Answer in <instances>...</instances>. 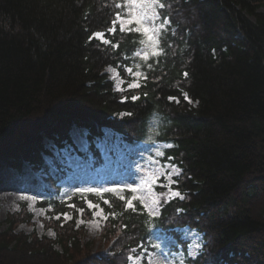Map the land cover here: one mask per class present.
Segmentation results:
<instances>
[{"label": "trees", "instance_id": "trees-1", "mask_svg": "<svg viewBox=\"0 0 264 264\" xmlns=\"http://www.w3.org/2000/svg\"><path fill=\"white\" fill-rule=\"evenodd\" d=\"M159 2L165 8L157 9V24L164 17L171 23L160 33L159 55L144 61L135 55L145 48L143 36L128 31L135 25L121 32L117 21L108 33L117 13L132 11L128 0H0V165L46 173L49 196L41 206L51 209L55 233L19 232L33 218L24 205L0 230V264H130L127 257L154 249L161 234L176 242L170 254L181 247L184 264H264V0ZM96 31L107 33L110 45L89 43ZM109 67L128 80L125 67L139 71L141 87L116 91ZM73 128L88 131L97 166L105 162L93 141L105 130L177 165L175 188L185 198L162 197L155 216L139 201L136 212L125 210L119 196L131 198L128 189L102 196L70 190L60 198L44 140L58 146ZM85 198L107 217L93 238L77 224V208L85 221L92 216ZM68 212L71 221L61 215ZM187 227L204 238L194 259L181 239Z\"/></svg>", "mask_w": 264, "mask_h": 264}, {"label": "rangeland", "instance_id": "rangeland-1", "mask_svg": "<svg viewBox=\"0 0 264 264\" xmlns=\"http://www.w3.org/2000/svg\"><path fill=\"white\" fill-rule=\"evenodd\" d=\"M118 22L124 29L129 27L127 24L121 25L120 21ZM106 73L109 79L113 81L116 91L124 92L128 90L127 85L132 82V76L127 73L130 77L128 80L115 67L107 68ZM137 79L141 84V76ZM121 80H123V83H121ZM117 85L123 90H118ZM89 137L87 130L73 128L67 137H63V140H60L61 144L58 146L55 145V139L46 138L44 140L45 146L50 149L49 151L53 155L52 157L51 155L45 156L47 170L52 174L54 180L57 181V178H59L57 186L60 187V198L66 199V194L70 190L76 191L78 187H116L118 191H124L126 189L129 190L128 185L138 188L136 195L147 197L148 192L147 189L143 188L142 181L146 178L149 170L155 168V165L151 163L154 159L144 153L141 147L129 146L121 140L120 135L105 130L102 138L98 137L93 141V148L98 149L101 158L105 162L103 166H97L94 155L89 151L92 143ZM158 147H162V145ZM54 157L58 162L56 159L53 160ZM57 164L60 165L65 174L59 171L60 168H57ZM177 177L173 175V180L176 181ZM43 178H46L44 171L34 172L27 164L22 167L21 171L0 165L1 231L7 228L6 220L9 215L20 213L23 206L26 205L27 211L30 212L33 218L30 223L20 224L18 231L27 235L36 233L39 236L55 238V233L51 229V225L48 224L51 218L49 215L51 209L41 206V203H44L49 196L46 190L48 187L45 185ZM159 184H164L162 190L158 191L157 187L159 186H154L153 192H166L167 180L165 177L157 181V185ZM175 185V183L171 185L173 190H177ZM52 194L54 196L57 195L55 192H52ZM89 211L93 213L94 210ZM67 214L71 217L73 216L70 212ZM156 215H158V210ZM104 216H106L104 211L101 217L93 218L92 214L88 221H85V217L80 216L77 219V224L85 226L88 235L93 238L101 230L106 220ZM81 220L84 223H80ZM185 229L187 231H184ZM181 233V239L188 244L189 256L195 258L202 251L204 245L203 235L188 227L182 229ZM165 245L168 248H172L176 246V242L173 243V240H169ZM144 249L152 252L154 262L163 261L165 254L161 253V249ZM144 249L139 255L133 256L142 258L130 261V264H147L149 257ZM177 249L178 252L168 254V260L171 261V264H181L184 259L181 247H177Z\"/></svg>", "mask_w": 264, "mask_h": 264}, {"label": "snow or ice", "instance_id": "snow-or-ice-1", "mask_svg": "<svg viewBox=\"0 0 264 264\" xmlns=\"http://www.w3.org/2000/svg\"><path fill=\"white\" fill-rule=\"evenodd\" d=\"M128 6L130 9H134V11H129L126 13V18L122 19L120 14L117 13L115 19L112 21V26L108 29V33L115 34L116 32V23L117 21H120L121 25L127 24V25H135L134 28L130 27L128 29L129 32H135L137 34H141L143 36V39L140 40V43L142 45H145L144 50L137 51L135 53L136 57H139L143 59L144 61H148L150 56H158L159 52L157 51L158 47V41L160 39V33L162 29L165 27V25H170V19L168 17H164L163 21H161L159 24H157V21L160 20V13L157 11V9H164L165 4L159 2V0H128ZM121 7V5H117V8ZM121 32L124 31L123 26L120 29ZM99 41L103 45H110L111 41L107 38V33L96 31L91 33V35L88 37V42L91 43L93 40ZM114 48H118L119 45H112ZM139 67V66H137ZM151 67V65H149ZM113 71H115L113 69ZM126 73H128L130 76L133 77L132 82L127 85L128 89H138L141 87V84L138 82V77L142 75L139 71L133 72L132 67H125ZM184 77L187 78L188 73L185 72ZM144 79L147 80V76H144ZM121 83H123V80H121ZM118 90H123L117 85ZM183 98L188 102L192 103L191 99L188 97V94L185 92L183 93ZM128 97H124V101H126ZM140 97L138 95H132L131 100L136 101L139 100ZM168 99L170 101H175L176 103H179L180 100L178 97L175 96H169ZM125 115H131L130 113H125ZM165 147L171 148V144H166ZM156 157H163L164 153L159 151V148H157ZM168 161L174 160V157L169 156L167 158ZM153 165H155V168L150 169L148 174L146 175V178L142 181L143 188L147 189L148 196H138L135 195V193L138 192L137 187H133L131 185H128V188L133 195L131 198L126 199L123 195L119 196V199L125 202V210L132 209L134 212L137 211V209L134 207V201H139L140 205L143 209L147 211L148 216H155L157 213V210L160 208L161 205V198L166 197L165 202H170L172 198H179L180 200H183L185 197L182 195V193L179 190H173L171 187L172 184H176L178 187L179 181L173 180V175L179 176L181 169L175 164L171 163H161L159 159H154L151 161ZM162 177H165L167 180V187L166 192H160L155 193L153 192L154 186L164 187V184L157 185V181H160ZM79 193H94L97 196H102L104 193H110V192H118V189L116 187H96V186H89V187H78L76 189ZM150 200V203H149ZM85 203L87 205V208L89 210L93 211V218L101 217L103 214V208L100 207L99 204L93 203L91 200H88L85 198ZM103 203L106 205H109L110 202L107 199L103 200ZM68 207L70 208H76L75 204H69ZM77 212L81 214V216L84 213L83 208H77ZM61 215L64 216V219L71 220L72 217L68 215L67 213H62ZM114 215V214H113ZM56 219H60V216L58 215ZM104 219H107L106 216H104ZM80 223H84L83 220L80 221ZM63 226V225H61ZM177 231H181L180 229H177ZM184 231H187L186 229ZM171 237H166L165 235L161 234L159 237V242L155 243L152 247L154 249H161V253L165 254L163 261H156L154 262L152 258V252H149L147 249H144L146 254L148 255L149 259L147 264H171V261L168 260V254H170V249L167 247H163L162 245L166 244L167 240H171ZM173 243L175 241L173 240ZM141 248H143V244L140 245ZM142 257L140 256H129L127 259L129 261H135L139 260ZM194 259V258H193ZM181 264H184V261H181Z\"/></svg>", "mask_w": 264, "mask_h": 264}, {"label": "bare ground", "instance_id": "bare-ground-1", "mask_svg": "<svg viewBox=\"0 0 264 264\" xmlns=\"http://www.w3.org/2000/svg\"><path fill=\"white\" fill-rule=\"evenodd\" d=\"M83 130H85V129H83ZM88 132V131H87ZM91 147V146H90ZM98 150V149H97ZM89 151L91 152V149H89ZM98 153H99V151H98ZM91 154L92 155H94V153L93 152H91ZM101 156V155H100ZM95 157V156H94Z\"/></svg>", "mask_w": 264, "mask_h": 264}]
</instances>
